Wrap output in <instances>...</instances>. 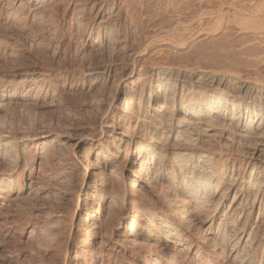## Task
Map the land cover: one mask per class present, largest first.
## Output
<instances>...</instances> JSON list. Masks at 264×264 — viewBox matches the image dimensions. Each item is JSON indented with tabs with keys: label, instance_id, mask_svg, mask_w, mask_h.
<instances>
[{
	"label": "bare ground",
	"instance_id": "6f19581e",
	"mask_svg": "<svg viewBox=\"0 0 264 264\" xmlns=\"http://www.w3.org/2000/svg\"><path fill=\"white\" fill-rule=\"evenodd\" d=\"M231 43L245 67L167 62ZM0 61V114H86L0 125V252L264 264V0H0Z\"/></svg>",
	"mask_w": 264,
	"mask_h": 264
},
{
	"label": "rangeland",
	"instance_id": "374dc122",
	"mask_svg": "<svg viewBox=\"0 0 264 264\" xmlns=\"http://www.w3.org/2000/svg\"><path fill=\"white\" fill-rule=\"evenodd\" d=\"M231 44H230V46L226 45L222 48L214 47L211 45L210 46H208V45L207 46H201L198 49H195L194 51L190 52L189 56L187 53L184 56L181 55L179 57H175V59L169 58V57L168 58L170 60H168V58H164V59L166 61L168 60L167 62H169V63H171V61L173 60L172 62L174 64L173 63H171V64L176 65V66L183 64L181 67H184V65H185V67H194L195 64H196L195 67H223V68L224 67H245L244 61L242 59L243 58L242 55H239L238 53L234 52L236 44L235 43H234L235 45L234 44L231 45ZM20 53L21 54L17 59V63H14V64H18V65H21L23 67H57L58 65H60V63L56 62L55 59L50 54L30 55V54H27L25 51H22ZM176 58H178V59H176ZM205 60H206V62H205ZM179 61H181V63ZM195 61H196V63H195ZM175 63H177V64H175ZM14 64L10 63V62L6 64L5 61H2V62L0 61V65H1L0 67L1 68L2 67H9V66L13 67ZM197 65H199V66H197ZM73 100H75V101H73ZM81 102L82 101L78 100V99H71L69 103L71 105H75V106L77 104V106H78V105H80ZM72 103H74V104H72ZM66 105L67 104L63 103V105H59V106L55 107V109L49 110L47 112L45 111L46 113L43 112V113H45V115L44 114L40 115L38 113L40 115V117H38V114H34L32 112H31V114L29 112V114L31 115V117H30V115H28L27 112L15 111L16 112L15 113L14 111H9L5 114H0V125H2V124L8 125L9 124V126L11 125L13 128H19V127L30 128L34 125H39V124L41 125L42 124L45 126L50 125V127L52 129H54L55 131H59V130L60 131L72 130L73 131L77 127L78 124L81 125L83 123L82 120L86 118V117H84V116H86V114H85L84 110L81 109L78 111L79 113L77 115H74L68 109L66 110ZM13 114H14V116H13ZM17 115L20 117H18ZM22 116H24V118ZM25 116L27 119L25 118ZM38 118L40 119L41 122L39 121ZM41 119H43V120H41ZM47 120H49V121H47ZM29 121H31V123ZM45 121L48 123H46ZM20 122H22V124ZM16 125L18 127H16ZM81 172H82V169H81ZM44 243H45L44 245L47 246V244H49V241H48V243L47 242H44ZM44 245L42 247H44ZM33 246L34 245H31V244H25L24 242L23 243H20V242L19 243H12L11 242V243L6 244V246L4 247V252H0V264H35V263L36 264H42L40 262L42 260V257L40 256L41 253H39L42 251L38 250V248H36V247L34 248ZM34 249L35 250L37 249L38 251L36 250V253H35ZM30 255H31V257H30ZM37 255H38V257H37ZM61 258L63 259L64 257L61 256ZM37 261H38V263H37Z\"/></svg>",
	"mask_w": 264,
	"mask_h": 264
}]
</instances>
